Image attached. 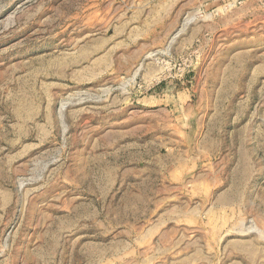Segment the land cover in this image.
<instances>
[{
    "label": "rangeland",
    "instance_id": "1",
    "mask_svg": "<svg viewBox=\"0 0 264 264\" xmlns=\"http://www.w3.org/2000/svg\"><path fill=\"white\" fill-rule=\"evenodd\" d=\"M0 264H264V0H0Z\"/></svg>",
    "mask_w": 264,
    "mask_h": 264
}]
</instances>
